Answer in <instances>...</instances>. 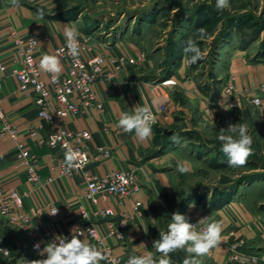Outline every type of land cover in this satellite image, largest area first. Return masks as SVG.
<instances>
[{"label":"crops","instance_id":"0c3cea01","mask_svg":"<svg viewBox=\"0 0 264 264\" xmlns=\"http://www.w3.org/2000/svg\"><path fill=\"white\" fill-rule=\"evenodd\" d=\"M85 1L88 0H18L17 4H13L12 0H0V61L6 64L5 73L0 72V104L4 113L20 131L19 139L39 157L41 166L39 174L43 183L34 185L27 181L25 168L17 160L15 141L1 134L0 181L6 190H18L24 195L26 211L41 209V216L35 218V224L43 229H51L56 235H71L74 226L85 230L92 224L98 229L105 244L112 248L114 255L119 257L123 264H127L130 256L140 255L145 251L143 247L138 248L142 243L147 251L154 254L152 248L154 240L148 229L153 216L150 206L153 183H159V186L168 191L171 184L168 163L173 155L178 154L177 152L182 154L180 144H172L162 154L156 155L155 152L160 149L156 144L159 128L172 126L178 121L180 114L191 120L197 116L209 123L217 116H229L232 110H225L220 106L219 102L224 101L225 97L221 91L215 101L212 90L204 88L191 77L186 71L187 67L181 63H178L173 70L174 73L167 77L171 82L164 87V95L154 98L152 84L164 81L161 79L165 77L161 70L160 55L151 54L145 38L137 35L135 29L123 27L118 31L99 32L102 29L103 16L92 13L93 11L84 5ZM90 3L97 7L102 4V0L94 2L89 0ZM134 17H137V14L131 19ZM123 18L124 15L121 14L119 20ZM65 24L75 27L80 33L90 32L94 35L93 53L107 57L117 56L125 61L124 68L111 83L101 81L95 87L97 100L104 103L103 110L86 109L76 118L67 116L61 119V124L67 129H88L92 133L89 143L92 161L86 169L88 174L103 176L113 170L136 172L142 187L141 192L121 200L116 197L100 199L99 209H110L112 212V216L107 218L93 215L92 207L83 197L86 184L82 177H71L60 172V163L63 160L61 151L47 146L41 147L35 140L27 137L26 132L31 127H36L44 136L48 135L50 127L48 123L38 119L33 95L22 93L18 81L13 76L14 70L22 68L21 56L14 44V33L25 40L33 35L40 39L42 53H54L57 47L67 42L63 34ZM44 36L48 39L43 40ZM250 48L233 47L228 61L225 85L229 78L234 79L239 90L249 89L264 82V57L259 55L252 57ZM60 61L64 72L65 61L61 58ZM41 76L47 80L46 73L41 72ZM75 101L77 102L76 99ZM136 105L150 106L159 121L152 126V137L143 142L134 133H125L118 127L119 114L132 112ZM163 105H168V111L165 113L160 110ZM247 105L251 104L245 103L239 110ZM223 106L225 107V104ZM208 108L213 112V118ZM258 112L261 118H264V98ZM98 148L110 150V156L106 157L97 152ZM49 177L53 180L47 183L46 179ZM136 201L142 202L138 211L135 210ZM230 206H234L233 209L240 213L237 206ZM51 207L58 209L57 216L48 214ZM232 207L219 210L208 218L209 222L223 223V241L229 233V225L237 224L236 218L228 214ZM83 210L90 213L89 218L85 219ZM187 212L194 219L200 220L205 217L203 209L195 206L188 207ZM123 213L132 218L125 228H120L119 221ZM240 218L243 222L246 220L241 213ZM110 226L117 227L119 233L110 234ZM250 230L246 232L248 236L251 235ZM238 233L236 232V235ZM85 238L96 246L87 233ZM0 243L10 249L12 256L10 258L15 261L13 264H17V259L21 256L35 260L31 252V240L25 231L1 218ZM213 254L212 258L219 264L226 263L228 255L223 242L218 248L213 249ZM4 258L7 257L0 254V264ZM100 264H104V261Z\"/></svg>","mask_w":264,"mask_h":264},{"label":"rangeland","instance_id":"374dc122","mask_svg":"<svg viewBox=\"0 0 264 264\" xmlns=\"http://www.w3.org/2000/svg\"><path fill=\"white\" fill-rule=\"evenodd\" d=\"M85 2L92 13L103 16L99 32L140 28L141 38H145L151 54L160 55L162 73L173 71L181 63L191 77L215 91L225 86L233 47H251L252 57H264V0H229L230 7L224 10L216 8V0H102L97 7L89 4V0ZM121 14L124 18L119 20ZM134 14L137 17L131 19ZM139 19L141 24L137 22ZM200 28L206 30L203 39L197 35ZM189 38L197 40L203 57L195 64L187 62L183 51ZM178 118L172 126L160 127L156 138L160 146L171 135H179L182 154L177 152L178 156L173 155L168 163L169 190L153 183L150 202L153 216L148 225L153 240L159 239V232L167 230L172 213H180L183 206L198 207L209 216L235 205L246 220H241L234 206L232 210L228 208V214L236 218L237 224L229 225L223 243L232 233L239 232L236 236L247 239L241 248L243 253L264 256V118L258 108L247 105L242 110H232L229 116H217L209 123L197 116L191 120L180 114ZM229 123L246 124L253 138V154L243 167H229L228 157L220 150L217 137L220 129H227ZM178 162L189 171L180 173ZM219 201L221 206L213 207L212 202L219 204ZM249 230L250 236L246 233ZM187 256L185 250L170 254L172 264H183ZM10 257L1 263L13 264L15 261ZM154 257L157 261L161 258L155 249ZM196 259L199 264H219L209 254Z\"/></svg>","mask_w":264,"mask_h":264},{"label":"built area","instance_id":"2783aa9c","mask_svg":"<svg viewBox=\"0 0 264 264\" xmlns=\"http://www.w3.org/2000/svg\"><path fill=\"white\" fill-rule=\"evenodd\" d=\"M80 33V32H79ZM15 48L21 56L22 68L13 71V76L19 83V89L22 93H31L33 103L37 110L38 119L48 123L50 131L47 136L41 135L36 127L27 130V137L37 142L39 146H47L50 149H59L63 160L60 163V172L63 175L71 177H82L85 185L83 197L88 201L93 209V215L101 218L112 216L110 209H99L100 199L106 197H116L125 199L141 192L142 187L138 181L134 170H113L103 176L88 174L86 169L92 161L89 143L92 139V133L88 129L70 130L61 124V119L71 116L78 117L86 109L104 108V103L97 100L95 87L101 81L111 83L124 68L125 61L117 56L107 57L105 55L95 54L92 47L95 44L94 35L90 32L80 33L78 37L81 45V55L74 59L67 50V42L57 47L54 53H42L40 51V39L30 36L27 40L19 37L16 33L13 35ZM48 37L44 36L43 40ZM57 55L65 61V71L61 72L58 79L54 80L53 75L42 71L39 67L40 58L45 55ZM6 64L0 61V72L5 73ZM41 72L46 73L47 80L42 78ZM170 80L152 84L154 98L164 95V87L168 86ZM1 88V83H0ZM221 93L227 98L225 108L232 107L230 110L240 109L245 103H250L255 107H261L264 98V82L254 85L249 89L239 90L233 78H229ZM77 100V102L75 101ZM258 101V103H257ZM238 104V106H237ZM168 105L160 107L161 112L168 111ZM156 116V122L158 116ZM152 125V126H153ZM0 134L3 137H9L16 143L17 160L25 168L27 181L34 185H41L43 179L39 174L40 159L26 147L25 142L20 140V131L14 126L10 118L4 113L0 104ZM66 146L81 154V159H86V163L79 169H74L70 173L66 172L65 152ZM97 152L104 156H110V150L98 148ZM53 179H46L47 183ZM24 195L18 190H6L0 181V218L7 220L25 231L27 237L31 240V252L35 259H44L34 250V245L40 242L41 248L50 241L56 234L51 229H43L35 224L34 220L41 216V209L26 211L24 209ZM142 202L136 201L135 210L138 211ZM55 207H51V210ZM189 217V222L195 224L199 220L194 219L185 211L183 213ZM58 215V214H57ZM55 215V216H57ZM83 216L88 217L90 213L83 210ZM207 219L209 218L206 215ZM119 227L125 228L132 218L126 214H121ZM205 225L197 224V229L201 230ZM94 241L96 247L101 249L107 257L104 264H123L122 260L115 256L112 248L105 244L103 237L99 234L94 225H89L85 230H81ZM109 233H119L115 226H110ZM121 234V233H120ZM71 238V235H62ZM149 240L148 237H145ZM244 237L236 236L232 233L225 240L227 250V264H260L264 263V256L257 254H245L241 248L246 245ZM0 254L5 257L11 255L8 247L0 243ZM213 255V250L209 253Z\"/></svg>","mask_w":264,"mask_h":264},{"label":"clouds","instance_id":"9594fccd","mask_svg":"<svg viewBox=\"0 0 264 264\" xmlns=\"http://www.w3.org/2000/svg\"><path fill=\"white\" fill-rule=\"evenodd\" d=\"M12 3L17 4L18 0H12ZM228 7H230L229 0H216L218 10H224ZM205 33L204 28L198 29V38L203 39ZM63 34L67 41L68 53L74 59L79 58L81 55V45L78 39L80 33L75 27L65 24ZM183 51L189 64H195L203 58L196 39L189 38L185 42ZM39 67L42 71L52 74L54 80L58 79L62 72V64L57 55H43L40 58ZM226 101L227 98L224 97V101L219 102L220 106L225 110H230L231 104L227 108L223 106L227 103ZM208 112L213 118V112L209 108ZM155 122L156 116L150 106L136 105L132 108V112H121L119 114L118 127L125 133H134L143 142L152 137V125ZM217 139L221 142L220 150L228 157L229 167H243L253 154V138L249 135L246 124L237 123L233 125L229 123L227 129H220ZM169 140L175 144L181 142V138L177 134L171 135ZM66 148L65 170L70 173L74 169L81 168L87 161L81 159V154L71 147L66 146ZM177 170L180 173L189 171L188 167L182 162H178ZM48 214L55 216L58 214V209L54 208ZM197 224L205 225V227L198 230ZM222 231L223 223L221 221L209 222L207 217H204L193 224L189 222V217L186 215L174 212L171 215L167 230L159 232V239L154 241L152 245V248L160 254L161 258L157 261L154 254L147 251L146 246L142 243L138 248L143 247L145 251L140 255L130 256L127 264H172L170 254L179 250H185L189 254L183 260V264H199L197 257L208 255L223 242ZM81 236L84 238L80 239ZM34 250L40 256L46 258L27 260L21 256L17 259V264H100L101 261L107 259L104 252L91 244L85 238V232L77 226H74L71 230L70 239L62 235H55L44 244L43 248H41L40 242H37L34 245Z\"/></svg>","mask_w":264,"mask_h":264},{"label":"trees","instance_id":"16d2710c","mask_svg":"<svg viewBox=\"0 0 264 264\" xmlns=\"http://www.w3.org/2000/svg\"><path fill=\"white\" fill-rule=\"evenodd\" d=\"M137 22H140V24H141L140 19H139V21H137ZM135 32H136L137 35H140V33H141V29L138 28L137 31H135ZM175 59H177V58H175ZM173 62H174V60H173ZM172 73H174V72H173V71L166 72L164 78L170 77ZM204 88L212 90V87H211V86H206V87H204ZM211 92L213 93L212 95L214 96V99H215V101H216V99L218 98V96H219V94H220V91L212 90ZM158 135H159V134H158ZM171 143H173V142H171L169 139H166V141L163 142V143L159 146L160 149L158 150V152H157V151L155 152L156 155H158V154H162V153L165 151V149H166ZM220 202H221V201H219V204H218L217 202H216V203L212 202V205H214L213 207H216V206H217V207H220V206H221V205H220ZM223 207H224V205H223ZM187 208H188V205L183 206L182 209H181V211H180V213L183 214V213L187 210Z\"/></svg>","mask_w":264,"mask_h":264},{"label":"water","instance_id":"95a60500","mask_svg":"<svg viewBox=\"0 0 264 264\" xmlns=\"http://www.w3.org/2000/svg\"><path fill=\"white\" fill-rule=\"evenodd\" d=\"M23 257L28 260V258L26 256H23Z\"/></svg>","mask_w":264,"mask_h":264}]
</instances>
